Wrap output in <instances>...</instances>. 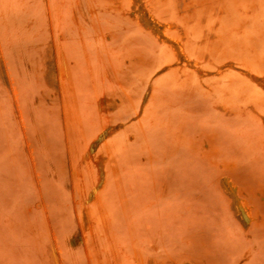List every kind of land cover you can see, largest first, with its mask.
<instances>
[{
  "label": "rangeland",
  "instance_id": "obj_1",
  "mask_svg": "<svg viewBox=\"0 0 264 264\" xmlns=\"http://www.w3.org/2000/svg\"><path fill=\"white\" fill-rule=\"evenodd\" d=\"M0 264H264V0H0Z\"/></svg>",
  "mask_w": 264,
  "mask_h": 264
}]
</instances>
